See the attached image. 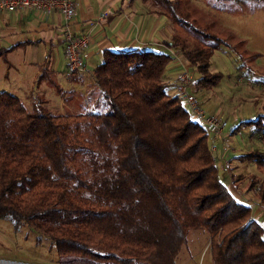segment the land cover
<instances>
[{"label": "trees", "instance_id": "obj_1", "mask_svg": "<svg viewBox=\"0 0 264 264\" xmlns=\"http://www.w3.org/2000/svg\"><path fill=\"white\" fill-rule=\"evenodd\" d=\"M156 1L173 23L212 42L186 50L175 40L171 48L198 73L192 90L215 85L221 75L210 60L223 42L181 19L174 1ZM173 58L105 51L91 106L80 113L28 109L0 92V218L50 240L59 257L97 264H177L192 230L210 236L214 264H264V227L221 180L208 130L165 75ZM263 119L240 122L232 134ZM238 158L263 174L250 177L249 190L264 207V151Z\"/></svg>", "mask_w": 264, "mask_h": 264}, {"label": "rangeland", "instance_id": "obj_2", "mask_svg": "<svg viewBox=\"0 0 264 264\" xmlns=\"http://www.w3.org/2000/svg\"><path fill=\"white\" fill-rule=\"evenodd\" d=\"M183 3L182 9L174 2L181 19L223 42L213 49L210 60L211 72L220 74V79L215 85L199 91L194 89L192 93L198 97L206 112L228 120L227 141L219 139L221 143L216 141L215 144L218 149L227 147L228 152L219 157L210 146L221 180L226 186L235 185L237 190L244 182L247 191L241 190L239 193L247 192L253 198L255 192L248 191L250 177H263V174L259 172L257 164L241 161L238 157L264 144V125L243 126L235 134L232 132L240 122L264 117V0H183ZM175 27V37L187 47L186 50L201 45L211 47V41H203L190 28L180 24H175ZM173 49L177 56L174 55L167 65L166 76L176 74L179 71L176 65L187 62L180 48ZM183 67L186 69L185 65ZM189 69L194 79L199 77L193 68ZM3 74L4 70L0 67V79H3ZM78 77L84 78L87 85L76 95H68L62 101L60 94L61 100L52 103L39 101L34 104L25 102L24 105L32 109L35 104L42 102L41 106L53 113L86 111L91 106V93L97 86L94 84V75L91 78ZM66 100L71 102L69 107ZM238 176V180L242 181L235 180ZM254 201L260 205L257 196ZM209 244L207 232L192 230L177 257V264H214ZM85 259L77 256L59 257L50 240L43 238L39 242L36 232L28 227L16 230L11 220L0 218V264H97L90 259L84 262Z\"/></svg>", "mask_w": 264, "mask_h": 264}, {"label": "crops", "instance_id": "obj_3", "mask_svg": "<svg viewBox=\"0 0 264 264\" xmlns=\"http://www.w3.org/2000/svg\"><path fill=\"white\" fill-rule=\"evenodd\" d=\"M73 1L76 14L68 23L57 12L45 17L31 11L0 12V67L4 70L0 92L16 96L23 103L34 104L61 100L60 94L64 101L66 96L76 95L84 89L87 85L85 79L70 73L67 68L63 40L65 28L74 35L89 36L85 60L93 75L95 67L104 61L107 50L139 49L166 54L175 51L171 48L173 41L178 40L175 23L159 8L156 0ZM172 1L184 8L183 0ZM183 65L186 69L191 68L187 62ZM183 65L177 64L179 71L166 76L167 79L176 82ZM176 90L173 88L171 93ZM70 103L68 101V107ZM253 150L264 151V144ZM226 151L225 146L217 148V156L223 157ZM227 187L240 203L251 208V217L264 227V207L254 201L256 195L251 198L247 192L239 193L247 191L245 183L240 184L239 190L235 185Z\"/></svg>", "mask_w": 264, "mask_h": 264}, {"label": "built area", "instance_id": "obj_4", "mask_svg": "<svg viewBox=\"0 0 264 264\" xmlns=\"http://www.w3.org/2000/svg\"><path fill=\"white\" fill-rule=\"evenodd\" d=\"M3 11H31L39 17H45L52 12H57L68 23L75 17L76 3L73 0H0V12ZM63 40L64 54L69 72L76 76L91 78L93 72L88 68L85 60L89 36L85 34L74 35L65 28ZM173 54L177 56V54ZM193 79L190 69H185L179 73L177 77L178 95L183 104L190 110L193 118L206 127L212 140L211 150L216 152V141L219 139L227 141L225 131L228 127V121L220 115L209 114L203 109L198 97L192 93Z\"/></svg>", "mask_w": 264, "mask_h": 264}]
</instances>
